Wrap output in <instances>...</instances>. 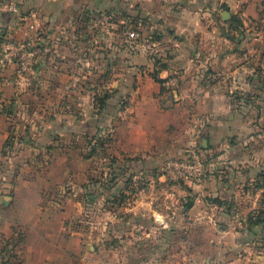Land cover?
Here are the masks:
<instances>
[{"label": "crops", "instance_id": "1", "mask_svg": "<svg viewBox=\"0 0 264 264\" xmlns=\"http://www.w3.org/2000/svg\"><path fill=\"white\" fill-rule=\"evenodd\" d=\"M106 17L139 29L147 46L121 45L116 30L99 40L103 46L85 40ZM31 20L44 41L38 65L20 78L11 67L0 69V107L11 99L18 106L15 116L0 112V166L14 154L19 161L0 177V190H15L1 196L10 208L0 222L46 220L41 207L61 189L52 169L66 152L39 145L47 139L41 134L58 144L113 126L121 146L113 154L130 158L128 169H149L194 147L202 153L207 175L187 182L192 205L172 217L184 218L181 237L195 239L184 247L200 253L205 240L224 254H245L243 264H264V217L247 224L249 210L264 206V186L254 182L264 171V0H0V30L9 36L24 38ZM154 77H177L178 84L161 86ZM10 133L34 144L25 142L26 154L4 153ZM43 151L53 160L47 175L33 166ZM213 198L240 202L242 214L222 213ZM21 252L25 264L56 259L33 245Z\"/></svg>", "mask_w": 264, "mask_h": 264}, {"label": "rangeland", "instance_id": "2", "mask_svg": "<svg viewBox=\"0 0 264 264\" xmlns=\"http://www.w3.org/2000/svg\"><path fill=\"white\" fill-rule=\"evenodd\" d=\"M107 20L106 17L100 22L98 34L90 35L93 45L100 39L107 41L112 36V30H116V34L120 35L121 45L133 43L147 46L139 29H134L125 22L115 26ZM31 21L26 23H33L35 31L37 26ZM128 29L137 31L139 38L125 41V31ZM21 113L25 114L26 111ZM23 117L26 119L27 115ZM74 128L76 133L84 132L81 127ZM64 130L66 129L62 125L59 128L61 135L65 133ZM93 130L86 135L76 134L72 141L58 144L55 141L49 142L51 135L48 137L41 134V137H47L41 143L47 141L50 147L55 146L54 150L66 152L67 156L58 153L52 169L53 173L58 174L57 181L62 183L61 189L50 195L52 201L41 207L46 220H15L9 225L0 222V264H25V254L21 250L26 245L47 249L46 256H53V259L56 257L51 261L52 264H66V260L71 264H87L90 259H94L96 264L98 260L100 264H243L245 254H224L220 252L221 249L211 247V243L206 244L205 240L200 245L205 251L200 253H193L191 245L184 247V242L187 244L188 241L190 244L195 239L181 237L179 231L185 227L184 218L173 221L172 217L183 216L188 210H184L188 196L183 191L191 179L175 181L165 175L158 176L155 169H159L162 163L149 169L139 170V167L137 170H126L127 164L125 166L123 161L130 158L123 156L120 159L113 154L114 150L121 148L114 136L115 127H102L98 132L100 140H97ZM41 132L42 130L35 132L34 137ZM65 138L67 137L63 136L61 139ZM93 145L91 161H86L83 155L92 151ZM193 149L198 150L195 147ZM199 153L202 156L200 151ZM187 154L188 152H184L182 155ZM14 156L0 166V177L5 174L8 165L9 176L14 171L19 163L17 156ZM36 157L34 169L41 175H47L51 170L52 155L43 151V154H37ZM120 164H123L121 167L126 172L118 174L116 169ZM86 168L91 169L87 174ZM116 173L118 176H115ZM13 190H0V215L10 208L8 199L1 196L7 197L10 193L13 194ZM255 194L253 191L250 197H255ZM120 195L121 198L118 197ZM117 198L122 206L114 207L116 203L113 201ZM103 199H108L109 202H103ZM258 199L264 201V191L259 193ZM241 205L238 202L232 207L227 201L220 205V210L222 213L240 215ZM259 209L260 206H256L249 211L257 214ZM155 217H162V221H157ZM163 229L167 231L163 232ZM20 234L24 237L21 241L18 240ZM178 245L180 251L175 249ZM18 251L21 253L18 254ZM257 256L251 255L254 258ZM260 256L264 258V253Z\"/></svg>", "mask_w": 264, "mask_h": 264}, {"label": "built area", "instance_id": "3", "mask_svg": "<svg viewBox=\"0 0 264 264\" xmlns=\"http://www.w3.org/2000/svg\"><path fill=\"white\" fill-rule=\"evenodd\" d=\"M32 22V21H31ZM27 24L26 36L14 41H0V69L13 67L17 78L34 70L43 53V39L38 34H33L34 24ZM31 33V34H30ZM125 41L139 38V33L128 29L125 31ZM178 84L177 77H171L163 83L167 87H175ZM187 155L170 157L162 162V175L171 180L177 179H201L203 176V158L198 150L191 148ZM157 221H162L157 219Z\"/></svg>", "mask_w": 264, "mask_h": 264}, {"label": "trees", "instance_id": "4", "mask_svg": "<svg viewBox=\"0 0 264 264\" xmlns=\"http://www.w3.org/2000/svg\"><path fill=\"white\" fill-rule=\"evenodd\" d=\"M3 1V0H2ZM4 1H6V2H11L12 0H4ZM28 16H30V15H28ZM27 16V17H28ZM25 18H26V16H25ZM134 29H136V28H134ZM41 36V35H40ZM142 36H143V34H142ZM91 36H86L85 35V40H89V38H90ZM17 39H21L20 37H12V36H9L6 32H4V31H2V30H0V41H2V40H11V41H14V40H17ZM43 39V38H42ZM142 39H147V37H145V36H143V38ZM43 43H44V41H43ZM87 43V42H86ZM104 45V43L103 42H101V41H98V43L95 45L96 47L97 46H103ZM123 46H126V47H131V46H134V44L133 43H124L123 44ZM11 68H13V67H11ZM154 79H155V81H158V82H165V81H167L168 80V78L167 79H165V80H163V81H161V80H159L158 78H156V77H154ZM161 86H164L163 85V83H161ZM165 87H167V86H165ZM164 87V88H165ZM176 87V86H175ZM175 87H169V88H175ZM0 112H2V113H4L5 115H7V116H15V114L18 112V106H17V103L14 101V100H10L9 102H7L6 104H2V106L0 107ZM101 128H96V131H94V132H96V136H97V140H100V138L98 137L99 135H98V132H99V130H100ZM28 131V130H27ZM87 133H89V132H87ZM86 135V134H85ZM29 137V138H28ZM96 140V139H95ZM25 142H27V143H29V144H34V140L33 139H31V137L30 136H22V135H20L19 137L18 136H16L14 133H10V135H9V137H8V139H7V141L5 142V144H4V153H7V152H9L10 154L11 153H13L14 151H15V149L17 150V151H19V150H21L22 152L25 150L24 149V144H25ZM15 143H18V144H22L23 146L21 147V149H20V147H18V146H16V147H18V148H16L15 147ZM39 145H41V146H43V147H45V148H50V143H48L47 141L45 142V143H39ZM92 151H89V152H86V153H84V155H83V158H85V159H88V158H91L92 156H93V154H94V145L92 146ZM24 154H26L25 152H23ZM23 154V155H24ZM202 158H203V156H202ZM115 161H117V160H115ZM126 160H124V164H125V166H126V162H125ZM118 162V161H117ZM205 159L203 158V176H202V178L201 179H203V178H205V176L207 175V170L205 169ZM119 167H117V171L119 172L118 174H120L121 172H124L125 171V169H122V167H123V164L121 165H118ZM122 166V167H121ZM128 169V167L126 166V170ZM155 173L159 176V175H162L163 173H162V171H161V167H159V169H155ZM126 172V171H125ZM117 174V173H116ZM118 174L117 175H115V176H118ZM100 178V177H99ZM183 179H177V180H175V181H182ZM192 181H197V180H200V179H191ZM174 181V182H175ZM98 182H100V181H98ZM254 182L256 183V185H258V186H264V171L262 172V173H260V174H258L257 175V178L254 180ZM92 183V182H91ZM119 198H121V195L120 196H118ZM119 198H117V199H115L116 201H113L114 203H116L115 205H114V207H119V205L120 206H122V204H120L119 203ZM213 200V202H215L217 205H222V204H225L226 202L224 201V200H221V199H219V198H213L212 199ZM106 202H109L108 201V199H106ZM184 210H186L188 207L186 206V203H184ZM228 214H230V213H228ZM248 216H247V224L249 225V227L250 226H253V225H257V224H259V223H261L262 222V220H263V217H264V206H262V207H260V209L258 210V213L257 214H255V211H252V212H250V213H248L247 214ZM24 239V237H23V235L22 234H20L19 235V238H18V240L19 241H21V240H23Z\"/></svg>", "mask_w": 264, "mask_h": 264}, {"label": "water", "instance_id": "5", "mask_svg": "<svg viewBox=\"0 0 264 264\" xmlns=\"http://www.w3.org/2000/svg\"><path fill=\"white\" fill-rule=\"evenodd\" d=\"M225 14H227L226 12H224V15ZM191 205H192V202L190 201V200H187V202H186V206L187 207H191Z\"/></svg>", "mask_w": 264, "mask_h": 264}]
</instances>
